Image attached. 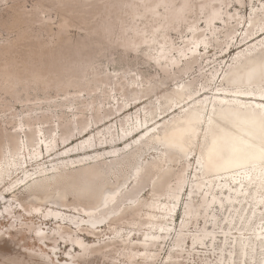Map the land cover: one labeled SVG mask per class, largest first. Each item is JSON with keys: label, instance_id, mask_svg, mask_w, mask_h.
Returning a JSON list of instances; mask_svg holds the SVG:
<instances>
[{"label": "bare ground", "instance_id": "bare-ground-1", "mask_svg": "<svg viewBox=\"0 0 264 264\" xmlns=\"http://www.w3.org/2000/svg\"><path fill=\"white\" fill-rule=\"evenodd\" d=\"M232 2L233 0H124L110 3L106 8L109 10L111 6L118 4V7L120 6V10H117L119 13L122 11L131 15L132 19L121 28L122 39L125 43L133 45L134 50H137L138 46L142 47L147 59L157 67L163 70L171 68L175 70L184 59L190 66L197 63L199 61L197 52L202 50L201 47L210 51V46L213 44L211 41L219 39L221 35V30L217 29L218 24L223 23L226 37L234 39L235 33L243 25L244 18L237 11L234 13L227 11ZM257 2H260L262 7L259 6V11L256 9L254 11ZM101 3L99 2V4ZM263 3V0H251L253 12L248 20L250 29L241 43L246 45L262 39L260 43L250 48L246 55L240 57L230 66L225 75L228 87L217 89L219 93H216L213 99L205 97L188 105V100L193 98L196 91L190 88L191 82L189 81L177 84L176 88L162 96L163 101L169 102L165 108H161L162 101L159 100L152 107L144 108V117L137 116V123L134 125H131L128 119L122 123L123 134L120 141H125L127 137L134 139L139 136L129 153L110 155L109 158H113L110 162L102 158L98 160L100 161L99 166H93V169L88 170L81 167L90 165L88 164L91 163L89 157L58 164L53 163L50 167L38 164L35 169L26 170L25 167H28L29 163L34 165L33 163L38 162L41 156L44 158V155L52 156L54 153V150L51 149H54L56 141L54 138L51 139V136L45 135L44 124L48 120L37 124L31 122L32 117H28L26 121L21 119L17 121L14 127L19 130H23L24 127L35 129V133L26 143L19 141L17 136L15 141H11L10 138L6 142L0 140V185L9 180L10 184L6 187L9 192H15L14 189L17 185L25 183L28 193L24 196V200L32 195L46 196L49 190H62L65 196L75 195L79 200L89 199H87L86 205L81 203L82 206L77 204L70 206V214L67 215L56 207H48L43 210L41 205L34 203L26 206L21 205L27 214L40 213L46 219L56 221L58 228L51 234L53 237H50L53 241V249L52 252H49L50 254H57L55 252L56 243L60 241V244L65 242L67 247H73L74 252H83L84 260L88 255L94 253L110 257L111 261L119 259L117 257L119 254L129 257V260L132 259V264L133 260L140 256L145 257V260L152 258L154 248L161 246L170 235V227L185 191L190 162L180 170V174L173 175V172H168L165 175L167 176L165 180H160L157 183V187L148 189L150 197L143 199L142 193L166 168L172 157L178 158L179 150L182 149L187 156L195 150L198 152L200 168H197L195 184L191 186V189L200 195V200L198 204L192 199L186 201L184 207L186 215L183 217L181 227H187L185 224L190 221L187 215H190L194 225L203 217L205 230L190 235L184 233L183 230L179 231L172 249L175 253L174 256L176 258L183 256V247L188 238L191 239L188 242L192 247L200 248L208 245L209 241L210 246L217 249L214 246L216 237L212 228H227L229 230L223 232L221 246L216 252L217 264H264ZM95 5L97 4L95 3ZM195 6L197 9L194 11ZM99 9L102 11L101 8ZM139 21H141L140 24H138ZM200 22L202 23L200 24ZM183 24L184 31H188L189 34L184 36L181 31L182 44L177 45L172 33L178 31V27L180 25L182 27ZM131 31L135 34L134 39L129 37ZM234 50L236 49L231 47L229 54ZM184 68L185 66H180L178 71L180 72ZM60 70L56 78L46 80V75L40 73L35 77L29 76L28 80L34 82L35 86L40 89L59 87L61 88L59 92L63 91L66 97L73 93L64 88L68 87L67 84L70 82L71 84L75 82L73 76L77 74L72 72L75 75H69L67 79H62ZM217 71L215 70L216 73L213 71L207 79L214 80ZM3 75L12 77L13 73L5 71ZM122 78H119L118 81ZM51 81H54L52 86ZM133 81L136 80L133 79ZM7 83L9 89L6 92L14 94L13 81L7 80ZM97 83H106V81L104 79L95 81L94 84L98 89ZM90 86L88 85V87ZM31 88L32 86L29 85L28 91ZM132 96L134 99L138 98L136 94H132ZM127 105V103H123L117 110L124 109ZM185 105L187 107H184ZM61 106L69 109L73 105L66 99L61 103ZM182 107L185 109L181 114L164 120L162 123L159 120V117L169 110ZM128 125L130 126L127 127ZM57 127L59 129L60 125L58 124ZM87 127V125L83 127L84 131L88 130ZM52 130L55 131V129ZM84 131L80 132V135L86 133ZM59 132L61 137L66 135V132H61V130ZM108 133H112V131L109 130ZM42 142L46 143V154L40 150ZM81 142V146L78 147L80 149L85 150L93 147V142L90 140ZM105 142L107 141H100L102 145H105ZM118 145H121V142ZM1 148H5V150H1ZM147 154H150L151 158H147ZM99 156L101 157V155ZM95 158L90 159L92 161ZM60 165H62L61 168ZM73 166H78L80 169H72ZM128 167H132L129 181L125 180L112 190L104 192V187L109 184L110 179L114 176L117 178L122 176ZM203 168H205L204 172ZM20 174L22 175L20 176ZM16 196L14 197L16 198ZM133 204L137 205L130 207ZM63 205L64 207L69 206L68 204ZM5 207L6 216L15 217L14 202L5 205ZM123 207L124 209L129 207L131 211L119 219L114 218L115 216L112 217ZM215 210H217L216 213H214ZM218 211L227 215L226 220L224 219L225 223L218 220ZM129 217H132V220L129 221ZM143 217L148 218L146 221H142ZM113 219L117 220L113 222ZM124 219L139 227L131 229L126 227L128 231L124 232L123 226L117 223ZM62 222H65L70 228L62 229ZM223 224L225 227H222ZM107 225H114L111 228L112 238L121 243L106 242L99 248L89 250L78 230L95 235L96 229ZM206 225L209 226L208 229ZM31 229H34L37 242H45L50 236L44 233V229L32 227ZM244 230L247 231V234L252 232L251 237L234 239L233 234H242ZM132 233L139 236V241L134 242ZM224 248L225 250L230 249L229 254L223 253ZM141 251L144 254L141 255L139 253ZM74 252L65 251L64 264L80 262L78 258L76 259L78 254L75 255ZM236 257L239 259L237 262L235 261ZM179 261L176 263L183 264Z\"/></svg>", "mask_w": 264, "mask_h": 264}, {"label": "rangeland", "instance_id": "rangeland-1", "mask_svg": "<svg viewBox=\"0 0 264 264\" xmlns=\"http://www.w3.org/2000/svg\"><path fill=\"white\" fill-rule=\"evenodd\" d=\"M84 1L85 3L88 1V3L85 4ZM87 1L0 0V140L6 142L10 138L11 141H15L17 136L21 142L26 143L29 141L32 134L35 133V129L24 127L23 130H19L14 126L19 119L26 121L28 117H32L31 122L35 124L48 120L44 124L45 135L51 136V139L54 138V141H56V145L53 146L54 149H51L54 150L52 156L44 155V158L41 156L38 162L33 163L34 165L29 163L28 167H25L26 170H33L38 164H45L46 167H50L53 163L58 164L59 162L89 157L91 163L88 164L90 165L81 167L88 170L93 169V166H99L100 161L98 160L102 158L110 162L113 160V158H109L110 155L129 153L135 146L139 136L134 139L127 137L126 142L124 140L120 141L123 134L122 123L125 120L128 119L130 124L134 125L137 123V116L139 118L144 117V108L152 107L159 100L162 101L161 105L159 104L161 108H165L169 102L163 101L162 96L182 82H191L190 88L196 91L193 98L188 100V105L205 97L213 99L216 93H219L217 89L228 87L225 75L230 66L240 57L246 55L248 50L253 48L255 44L260 43L262 39L242 45L241 41L247 36L250 29L248 20L253 12L252 4L251 0H233L227 11L229 10L232 13L237 11L244 18L243 25L235 33L234 39L233 37H226L224 34L226 29H224L223 23H220L217 25L218 31L221 30L219 39L211 41L213 44L210 46L209 52L201 47L202 50L197 52L199 57L197 63L190 66L186 64V59H184L180 63V66H185L182 71H178L180 66L176 67L175 70L174 68L163 70L147 59L142 47L138 46V49L134 50L133 45H128L122 39L121 28L126 26L128 21L132 19L131 15L122 11L119 13L117 11L120 7H118V4H114L109 10L106 7L110 3L124 0ZM95 3L102 6L97 8ZM88 4L91 6H88ZM259 6L262 7L261 3L257 2L254 11L255 9L259 11ZM236 8L237 10H235ZM196 9L195 6L194 11ZM90 11L91 14L88 13ZM184 30L183 24L182 27L181 25L178 27V31L172 33L177 45L182 44L181 31L184 36L189 34L188 31ZM129 37L134 39L135 34L132 32ZM231 47L236 50L229 54ZM59 69H61L60 78L62 79H67L69 75H73L75 72L78 75L77 77L74 74L75 82L73 84L70 82L67 84L68 87H63L73 93L66 95V97L63 91L59 92V89H61L59 87L53 86L40 89L35 86L34 82L28 80L29 76L35 77L40 73L46 75V80L56 78ZM215 70H218L215 79L208 80L207 78ZM5 71H11L13 76L5 77L3 75ZM97 71L98 73H96ZM122 76L124 77L122 78ZM119 78L122 79L118 81ZM98 79H104L106 83H97V87H99L97 89L94 83ZM133 79L136 81H133ZM7 80L13 81L14 94L6 92L9 89ZM53 83L54 81L50 82L51 86ZM29 85L32 88L28 91ZM88 85L92 87H88ZM132 94H136L138 98L134 99ZM66 99L68 103L73 105L69 109L61 106V103ZM123 103H127V107L117 110ZM184 107H187V105ZM184 107L169 110L159 117V120L162 123L164 120H169L175 115L181 114L182 110L185 109ZM58 124L60 125L59 129ZM85 125L88 126L87 131L83 129ZM52 129H55V131ZM60 130L66 132V135L59 136ZM109 130L112 133H108ZM82 131L86 133L80 135ZM86 140L92 141L93 147L85 150L78 148L81 146V141ZM101 140L107 141L106 144L102 145ZM120 142L121 145H118ZM45 144V142L40 144V150L46 154ZM85 145L87 146V143ZM1 150H5V148H1ZM179 153L178 158L172 157L171 160L174 159V161L170 160L166 168L153 180L150 187L142 193L143 199L150 197L151 194L148 189L157 187V183L160 180H165L167 177L165 175L168 172H173V175L180 174V170L190 162L185 191L177 207L176 217L170 227V235L167 236L161 246L154 248L152 258L145 260V257L140 256L133 260V264H177L176 262L179 260L183 264H203V262L217 264L216 252L219 251L218 248L221 246L223 232L229 230L227 228H212L216 237L214 246L217 249H213L209 241L207 242L208 245L200 248L192 247L191 243L188 242L191 239L188 238L183 247V256L176 258L174 251H172L176 234L179 231L183 230L184 233L190 235L205 230L203 217L194 225L190 215H187L190 218V221L185 224L187 227H181L183 217L186 215L184 211L186 201L192 199L193 202L198 204L200 200V195L191 189V186L195 184V173L198 172L197 168H200V166L198 163L199 155L196 150L188 156L182 149L179 150ZM146 156L151 158L150 154ZM92 157L96 158L91 161L90 158ZM61 167L62 165H60ZM73 167L72 169H80L78 166ZM72 169L71 171H73ZM204 169H202L203 172ZM131 171L132 167H128L127 171L122 173V176L111 178L109 184L104 187V192L112 190L125 180L129 181ZM9 184L8 180L0 185V264H64L65 251L74 252V248L67 247L65 242L60 244L59 241L56 243L55 248L57 254L49 253L53 249L51 239L53 235L51 234L58 228L56 221L46 219L40 213L27 214L21 205L26 206L34 203L41 205L43 210L48 207H56L67 215L70 214V206L74 204L81 205V203L86 205L89 199L79 200L75 195L65 196L62 190H49L46 196L32 195L24 200V196L28 193V190H26L27 184L20 183L14 189L15 192L7 190L6 187ZM15 195H17L16 198ZM11 202H14L15 217L13 218L12 215L6 216L5 205ZM63 204H68L69 206H66L68 208L64 207ZM135 205L133 204L130 207ZM129 211H131V208L126 207L124 209L123 207L112 217L115 216L114 218L119 219ZM216 212L217 210L214 211V213ZM226 216L224 212L218 211V220L225 223ZM192 217H195L194 214ZM147 218L143 217L142 221H146ZM116 220L113 219V222ZM130 220H132V217H129ZM117 223L123 226L124 232L128 231L126 227H130V229L139 227L126 222V219L119 220ZM61 225L64 230L70 228L65 222H62ZM139 225L141 224L139 223ZM112 226L107 225L96 229L95 235H90L84 230H78V232L81 233L83 240L91 250L99 248L106 242L121 243L119 240L112 238ZM31 227L44 229V233L47 236L50 235L49 238L45 242H37L34 229H31ZM206 227L208 229L209 226L206 225ZM222 227H225V225L223 224ZM243 233L233 234L234 239L251 237L252 232L247 234V231L244 230ZM132 237L134 242L139 241L138 235L132 233ZM225 248L223 253L229 254L230 249L225 250ZM139 253L144 254L143 251ZM74 254H78L76 259L78 258L80 262H71L72 264H132V259L129 260V257L120 256L119 254H117L119 259L113 261L103 254L94 253L88 255L85 260L82 258L84 256L83 252L76 251ZM45 256H48L47 260ZM235 261H239L238 257Z\"/></svg>", "mask_w": 264, "mask_h": 264}]
</instances>
